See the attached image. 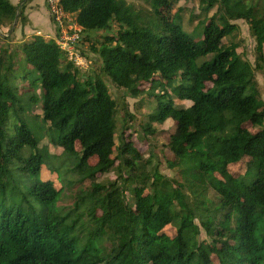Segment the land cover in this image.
Segmentation results:
<instances>
[{
	"label": "trees",
	"instance_id": "16d2710c",
	"mask_svg": "<svg viewBox=\"0 0 264 264\" xmlns=\"http://www.w3.org/2000/svg\"><path fill=\"white\" fill-rule=\"evenodd\" d=\"M146 1L150 9L61 0L83 27L77 48L89 41L98 56L99 70L90 72L54 38L16 40L13 24L27 20L25 8L0 0V29L10 27L0 33V264H264V99L256 77L264 74V11L253 0H200L189 32L182 7L163 18L176 0ZM239 19L256 41L254 67L238 44L224 42ZM108 82L140 97L146 132L176 122L166 145L180 178L163 175L126 140L136 116ZM169 91L192 104L177 107ZM246 158L234 175L229 165ZM167 225L173 237L163 233Z\"/></svg>",
	"mask_w": 264,
	"mask_h": 264
},
{
	"label": "rangeland",
	"instance_id": "374dc122",
	"mask_svg": "<svg viewBox=\"0 0 264 264\" xmlns=\"http://www.w3.org/2000/svg\"><path fill=\"white\" fill-rule=\"evenodd\" d=\"M253 1H256V5L260 6L259 10L263 12L264 0ZM127 2L133 3L137 7V9H150V5L146 0H127ZM20 4L24 6L25 10L34 8L37 10L41 9V13L46 11V15H48L49 13V10L47 9V0H19L18 5ZM171 5H169V8L164 9L163 11V18L165 19V21L170 22L176 10L179 7H182L183 9L181 10V19L184 28L189 32L193 31L196 28L197 23L199 22L203 3L200 0H176V2ZM216 10L217 6H214L212 9L209 10L208 15H213ZM25 18L27 19L26 15ZM22 23H24V25ZM26 23L27 20L25 21V19H21L20 21L16 20L13 24V27L15 29L13 31V36L16 40H30L34 35H40L46 39L55 36V32L52 35L49 32H46L40 28H35L34 31L31 30L29 33H25L23 28ZM232 23L235 25V30L229 39H224V42L230 40L238 44V53L242 55V58L245 59L248 64L254 67L256 65L257 57L256 41L253 35L251 34L250 25L243 19L234 20L232 21ZM9 30L10 27L6 26L2 28V30L0 29V33H2L3 36H8ZM103 34L104 32L100 31L96 33H91L90 36L94 40L96 37H102ZM88 42H85V44L81 47L79 46V48L86 51L89 57H91V59H88L87 61L85 60V62L82 61L81 63L82 65L84 64V68H89V71L92 72L94 70H99L100 62L98 60L97 54L90 50V42ZM80 51L78 52L80 53ZM256 77L261 97L264 99V74L260 70L256 71ZM145 85V89H148L149 84L146 83ZM108 86L113 96H115L116 99L120 101L121 107H123L125 103V105L129 107V110L136 116V120L130 122L129 126L124 129L126 140L130 139L131 141H133L134 145L139 149L142 154L146 156H151L152 162L157 165L158 170L163 175L170 178H180V169L178 167H172L170 165V161L174 159V154L166 145L170 140V135L176 129V122L172 119H168L163 124H154V127L156 128V134L146 132L142 127L146 119L145 115L148 113V111L145 108L139 109L138 105L140 103V97L134 98L128 94H124L122 91H118L115 86L111 84V82H108ZM158 91H161V87H159L156 92ZM169 93L171 94V97L177 107L186 108L192 104L189 100L179 99L174 94H172L171 91H169ZM36 112H40V110L36 109ZM245 125L247 128L251 129V131H256V129L252 126L250 122H247ZM49 148L51 153H61V148H56L51 145L49 146ZM76 148L77 150H79V143H76ZM247 160L248 159L246 158L240 161L239 163H233L229 165V170L234 175L243 174L246 169ZM90 162L95 163L96 157H92L90 159ZM41 176L44 179H49L53 181L54 185L60 187L61 182L59 181V179H57V175L55 173L51 174L48 169H43ZM111 176L113 177L114 175L111 174ZM207 198H214V191L212 189L210 192H208ZM163 233L170 237H173L176 233V230L172 225H167L163 229ZM200 237L205 239V233L202 232V235Z\"/></svg>",
	"mask_w": 264,
	"mask_h": 264
},
{
	"label": "built area",
	"instance_id": "2783aa9c",
	"mask_svg": "<svg viewBox=\"0 0 264 264\" xmlns=\"http://www.w3.org/2000/svg\"><path fill=\"white\" fill-rule=\"evenodd\" d=\"M47 6L55 27V36L52 38L56 40L61 49L68 52L70 60L83 67L84 64L82 65L81 62L87 59L78 52L77 48L83 36V27L78 23L76 14L65 11L61 0H47Z\"/></svg>",
	"mask_w": 264,
	"mask_h": 264
},
{
	"label": "crops",
	"instance_id": "0c3cea01",
	"mask_svg": "<svg viewBox=\"0 0 264 264\" xmlns=\"http://www.w3.org/2000/svg\"><path fill=\"white\" fill-rule=\"evenodd\" d=\"M12 2L18 5L19 0H12ZM41 12V9L37 10L34 8L25 10V15L27 16V23L23 28L25 33H29L31 30L34 31L35 28H40L52 35L54 34L55 27L52 18L49 13L46 15V11Z\"/></svg>",
	"mask_w": 264,
	"mask_h": 264
}]
</instances>
